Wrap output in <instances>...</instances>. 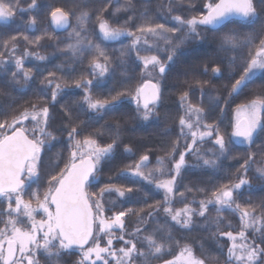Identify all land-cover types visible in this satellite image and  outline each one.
<instances>
[{
    "label": "snow or ice",
    "instance_id": "obj_1",
    "mask_svg": "<svg viewBox=\"0 0 264 264\" xmlns=\"http://www.w3.org/2000/svg\"><path fill=\"white\" fill-rule=\"evenodd\" d=\"M182 3L183 0H180ZM264 4V0H259ZM86 5L87 0H84ZM174 0H168L169 14L173 11ZM191 7V5H189ZM36 0H32L28 9L20 7V0H0V21L10 23L16 12H25L37 8ZM132 7L131 0H125L122 7H117L114 12L119 13ZM206 12L199 16L184 18L181 15L161 17L164 22H157L147 12L141 14V23L136 25V31H128L124 28L112 27L107 19L103 18L102 8L96 16L98 22L97 36L102 41L116 40L121 35L133 36L130 51H135L137 59L143 64L142 74L151 76L154 72L163 77L168 62L173 61L178 50L193 39L201 38V27L208 31H222L229 23L234 22V17L243 18L254 22L257 18V6L254 0H208L204 5ZM74 16L76 27L69 34V43L66 49L73 60L82 61L85 53L91 54L90 67L93 76L104 77L112 66V58L100 44L95 43L89 35L87 24L91 16L87 10L81 9L79 14L55 8L51 11L53 25L58 28L69 26V18ZM132 20L129 17L126 24ZM30 24L35 25L36 19L32 18ZM171 24L172 26H168ZM31 44L39 45L43 36H37L29 40ZM17 36H11L3 41V48L9 55H14L17 49ZM258 41V43H257ZM244 48L248 49L247 60L243 73L231 86V94H239L242 88L252 80L258 72H264V35L249 33L241 35L235 29H229L221 38L220 50L225 53H236ZM141 52L148 53L140 55ZM162 54L166 59L162 58ZM25 56L31 55L25 51ZM125 52L121 50L119 64L125 62L122 57ZM4 52H0V58ZM39 60L45 57L39 56ZM237 56L226 57L227 66L232 69L236 64ZM5 62L6 61H2ZM222 61L221 63H223ZM17 71L12 73L13 79L22 76L24 82L32 77V68L24 67V57L15 58ZM56 70L63 72L62 65H57ZM207 71V69H205ZM214 74H221V66L212 69ZM19 82V81H17ZM51 90V101H56L57 95L67 87L62 77L58 78L56 72H48L42 81ZM77 88H84L83 104L93 113L103 115L114 107L117 101L126 92H117L109 99L94 98L91 94L93 80L81 76L73 81ZM200 86L201 96L204 95L203 85L207 82L196 80ZM137 104V111L144 121L153 115L154 108L160 100L159 83L147 80L135 89L133 96ZM181 105L184 107V115L179 119V137L184 140V150L177 156L180 147L179 138L172 142L170 150L165 157H158L156 165L149 168V156L141 155L139 161L129 166L131 176L154 185L157 190H163V204L156 201L154 205H147L151 211L146 216L140 213L143 209L135 211L132 208L113 212L111 216H105L104 197L114 193L117 198H124L126 194L133 193V189L123 188L114 184L105 185L99 193H90L88 186L96 178V173L102 161L111 158L117 147L119 128L114 130L111 143L101 145L93 134L85 136L82 140L76 137L80 134L77 126L71 124L72 115L65 110L69 121V156L63 168L59 167L61 153L55 154L53 164L55 174H51L47 181L48 187L41 194L39 189L31 192V199L24 200L23 195L31 183H39L41 178L40 166L42 165L41 152L48 145V141L54 140L50 132L51 114L48 106H40L33 103L30 108H25L11 119L0 120V203H6V207L0 209V264H39L36 253L42 252L49 264H60L61 258L71 254L74 248H78L80 259L77 264H151V261L161 259L172 252L173 246L179 248V253L173 255V259L165 260L164 264H206L207 260L214 257H197L190 244L181 246L180 241L172 234V227L191 231L194 226V216L206 217L209 206L216 212L213 220L215 232L212 236L216 239L226 237L230 241L227 249L226 264H264V206H257L250 201L241 204L238 201L240 190L249 181L239 178L238 182L220 184L210 194L206 189L197 188L196 191L206 193L205 199L199 201V208L194 209L185 204L182 209H174L172 201L175 196L177 177L182 169L187 166L186 155L191 154L203 166L216 169L221 157L227 156L228 147L218 126L204 121L205 110L200 104H193L189 99V93L181 94ZM151 105V106H150ZM142 109V111H141ZM264 96L256 95L246 103L239 104L235 110V122L233 124V137L243 138L249 144L254 142V136L264 131ZM25 122H30L29 128ZM97 130L95 135H100ZM206 140H212L215 151L211 156L201 152V146ZM124 151L131 153L128 145ZM254 154H249L241 168L246 176ZM169 164L171 167H169ZM256 171L260 179H264V162ZM126 173H121L125 175ZM167 177V178H164ZM186 191H193L187 188ZM181 197L184 193H179ZM33 200L35 206H33ZM195 202V201H193ZM260 207V212L257 208ZM162 211L165 217L170 218L174 225L166 220L151 232H147L146 225L153 219L154 214ZM111 211V209H108ZM229 212L239 216V230L223 231V213ZM40 215V219H37ZM130 215L137 216V226L127 231L126 218ZM145 225V227H141ZM232 228L231 223L227 225ZM119 233V234H117ZM249 233H259L260 242L255 238L250 239ZM127 237V238H126ZM102 241L103 246H102ZM114 242H119L120 247H114ZM138 245H140L138 247ZM87 246V247H86ZM203 247V245H201Z\"/></svg>",
    "mask_w": 264,
    "mask_h": 264
},
{
    "label": "trees",
    "instance_id": "obj_2",
    "mask_svg": "<svg viewBox=\"0 0 264 264\" xmlns=\"http://www.w3.org/2000/svg\"><path fill=\"white\" fill-rule=\"evenodd\" d=\"M254 3L257 6L258 13V16L257 18H255L254 22H249L245 19H233L234 22L229 23L227 27L223 29L222 36L229 29H235L242 36L249 33H259L261 35H264V4H261L259 0H254ZM203 9L205 13L206 8L204 7ZM198 30L200 32H205L204 35L207 36L209 42L204 40L205 37L203 34H201V38L193 39L185 45H182L173 61L168 62V66L163 77H161L158 72H154L151 76L142 74L143 64L139 59H137L136 52L131 51L132 61L130 63L132 65L134 74H137L138 76L136 80H142L143 82L151 80L154 83H159L160 100L157 102L154 108L153 115L149 118V120H142L140 118V113L137 111V104L133 99L137 86L134 88V91L131 94L127 95L126 97H121L117 101H114V107L112 108V110L107 111L103 115H99L89 111L86 104L70 108L66 106L65 108H63L64 110L62 109L63 111L60 110V112L62 111L65 113V110H68L74 120L71 122L73 125L77 126L80 135H82V138L89 134H93L94 138H96L98 143L101 145L112 142L114 130L118 127L119 137L117 140V147L114 149L111 158H109L115 159L117 158L118 153L120 154L124 151L125 145L133 148V145L137 141L143 140L142 138H144V136H154L157 141H164L165 137H167L170 133H172L173 136H179V119L184 115L185 111L184 107H182L181 105L180 97L183 92H188L190 101L193 104H200L204 108V121L206 123L210 122V124L218 125L219 122L224 119V117H226L227 115L230 116V137H232V145L242 151V157L238 165L224 161L223 159H221L223 157L219 159L218 166L214 172L215 174L213 175V177H218V179H220V182L216 187H218L220 184L238 182L239 178H245L249 181V183L247 185H244L240 190L238 201L241 204H245L246 202L250 201L254 205L264 206V179H260L259 174L256 171L257 167L261 166V163L264 162V131L258 132V134L254 136V142L251 144H249L247 141L232 136L236 107L239 104L246 103L256 95H261L258 91L259 89H264V72H258L256 76L242 88L239 94L233 93L230 95L232 84L236 79H239V76L243 73L245 61L248 58V49L244 48L242 50H239L243 51L244 54L240 56L239 65H237V67H234L235 69L233 68L235 70L234 71L228 68L226 57L229 55L239 56V51L236 53H225L221 51L220 37L214 40L217 45L216 48L213 47L212 43L214 41L212 40L213 42L211 43L210 36L211 33H215L217 31H208L203 29L202 27ZM17 50L18 49H16L14 55H9L8 52H5L4 56L0 58V67L13 68V70L16 72L17 69L15 66V58L21 56L25 57L24 54L26 51L24 50V52L21 53ZM36 53H39V50H37ZM146 54L148 53H140V55ZM34 57L36 58L37 56L35 55ZM162 58L166 59V56L162 54ZM2 61H6V63ZM222 61L224 62L221 63ZM126 63L129 64L128 61H126ZM217 65L221 66V74H214L212 71V69ZM205 69H207V71H205ZM89 75L91 76L92 74ZM106 76L104 77L106 78ZM93 77L96 79H104V77L99 76ZM17 78H19V82L16 83L13 91L11 92V95H9V98L14 97L15 99L23 101V105L17 111L16 115L22 112L25 108H30L33 104L26 98L32 94V86L34 80L32 78L28 82H24L22 76H17ZM91 79L93 78L91 77ZM196 80L207 82L203 85V97L201 96L200 86L194 83ZM64 91L65 87L58 95H64ZM49 97V102L43 104L40 103V106L49 107V111L51 114L50 125L53 126L52 120H54L55 114H59V111L54 108L55 104L51 101V94ZM262 119H264V114H262ZM25 123L29 128L32 126L30 122ZM68 128L66 127V133L68 132ZM97 130H99L102 134L95 135ZM60 135L63 134L60 133ZM68 139V137H66L65 139L62 138L61 145L67 147L66 144L69 142ZM260 147H263V150H260ZM249 154H254V162L251 163V166L249 167L248 172L245 176L244 170L241 168V165H243L245 160L248 159ZM109 159L101 162L99 166L100 168L98 169L96 174L106 173L104 169L108 164ZM113 173L112 177H114V182L112 184L123 188L130 187L127 186L125 182L127 181V178L120 175V172L116 171ZM153 187L155 188L154 185ZM215 188H213L212 190H214ZM158 191L161 195L159 201L161 202V204H163V190ZM112 195L117 198L116 194L113 193ZM134 197L135 193L133 191L132 194H126L124 198L118 199L125 202V200H127L128 198ZM202 199H205V197H202L201 199H195L189 196L187 193H184L183 197L175 194L172 201V207L174 209H182L184 208L185 204H189L192 208L198 209L199 201ZM128 208H132L135 211L143 209L140 214L144 216H146V214L151 211L148 206H140L139 204L135 203H127L121 205L120 207L117 206L116 208H112V212L127 210ZM257 209L260 211V207H258ZM215 217V210L212 208V206H209V212L206 214V217H193L194 226L191 231L181 229L179 226H173L172 234L175 239L180 241L181 246H183L184 244L192 245L194 253L197 257L206 258L208 256L212 257L214 255L215 259L211 261L206 259V264H226L227 249L230 246L231 242L228 241L226 237H220L219 239H216L212 236V233L215 232V226L213 224V220ZM137 219L138 218L136 215H130L126 218L125 226L127 231L131 232L137 226ZM166 220L170 225H174V222L170 221V218L165 217L161 208L159 212L154 214L153 219H151L147 223L146 227L156 225L158 223L163 225ZM229 223H231L232 225L231 229L227 227ZM141 227L143 228L145 227V225H141ZM221 229L223 231H238L239 216L237 214H232L229 212L223 213V223L221 224ZM249 238H255L257 243L260 242L259 233H249ZM201 245H203V247H201ZM120 246L121 245L119 242H114V247L118 248ZM139 246L140 245H138V247ZM261 246L264 247V245ZM78 253V251H72L71 254L64 255L61 258V261L63 262V264H77V261H79L80 259V254ZM178 253L179 252H177V254ZM36 255L37 257L39 255V264H42L41 261H44V259L41 258L42 252H37ZM165 260L168 259L163 258L153 260L151 261V264H164Z\"/></svg>",
    "mask_w": 264,
    "mask_h": 264
},
{
    "label": "rangeland",
    "instance_id": "obj_3",
    "mask_svg": "<svg viewBox=\"0 0 264 264\" xmlns=\"http://www.w3.org/2000/svg\"><path fill=\"white\" fill-rule=\"evenodd\" d=\"M31 2L32 0H20V7L28 9V6ZM131 2V8L121 10L119 13H115L114 10L117 7H122L125 3V0H87L86 5L84 0H36L38 5L37 8L30 11H25L23 13L16 12L10 23H5L3 21L0 22V52H4V54L6 52L3 48L4 40H8L11 36H17V41L15 42L18 49L17 51L23 53L24 50H26L27 52L31 53L30 56L28 55L24 57V67L26 69H33L32 76L34 79L32 94L26 99L32 103H37L38 105H40V103L43 104L49 102L51 90L48 89L46 85L42 83V81L50 71L56 72V76L58 78L62 77L67 83L64 95H58L56 101L54 102V108L59 111V114H55L54 120H52L53 126L50 125L48 130L52 132L55 139L48 141V144L51 145L50 149L48 145H46L41 152L42 165L39 168L41 173L40 181L38 184L31 183L30 187H28V183L26 182V189L23 195L24 200L27 201L31 199V192L39 189L40 193L42 194L43 191L48 187L47 181L50 178V175L55 174V171L59 170L52 167L55 163L54 157L56 153H61L62 156L59 163L60 168H63L64 163L68 159L69 142L66 144L67 147H64V145H61V139L68 137V132L66 133L65 130H67L66 127H69V121L66 118L65 113L62 111L66 106L70 108L83 105L82 98L84 95V88H77L73 83L75 79H79L81 76H83L86 79L93 80V86L91 87L92 96L94 98L109 100H111V96L116 95L117 92H126L127 94L122 95L119 98L124 96L126 97L134 91L136 86L138 87L144 83L142 80H136L138 76L137 74H134L132 65L130 63L132 61L130 46L132 45L134 37L125 34L121 35L116 40L102 41L97 36L98 22L96 20V16L100 10L107 6V10L103 12V18L107 19L112 27L124 28L128 31L135 32L136 25L141 23V14L145 11L157 22H164L161 17H168L170 19L171 15H181L188 19L192 16H199L200 14L204 13L203 8L208 0H183L182 3L180 0H174L172 5L173 11L171 14L167 12L166 7L162 8V5H167L168 0H131ZM189 5H191V7ZM57 7L62 8L65 11L75 12L77 14H79L82 8L89 12L91 21L87 24V27L89 29L90 38L95 43L100 44L101 47L107 51L109 57L112 58V66L109 72L106 74L107 76L105 75L106 78L104 77V79H96L92 75H89L92 74L90 67V53H85L82 61L73 60L71 58L70 53H68L66 49V44L69 43V34L72 32L73 28L76 27V19L74 16H70V25L65 31H53L49 25V15L51 11ZM129 17H132V20L126 24L125 22ZM32 18L36 19L35 25L30 24V20ZM168 26L172 25L168 24ZM204 33L205 32L203 31L201 32L203 35ZM222 33L223 30L211 33V43L216 38H222ZM24 36H27L29 40H34L37 36H43V39H41L39 45L37 46L25 41L23 39ZM204 37V40L209 42L207 36L204 35ZM216 45L217 44L214 41L212 46L216 48ZM37 50H39V53H36ZM121 50L125 52V55L122 57L125 62L123 65L119 64L118 61ZM37 54L39 56L45 57V59L39 60L37 57L35 58L34 56H37ZM243 54V51L238 52L239 56H237L234 67L239 65L240 56ZM126 61H128L129 64L126 63ZM57 65H62L65 70L63 72L57 71ZM233 68L232 70L235 69ZM13 72H15L13 68L0 67V120H4L6 118L10 119L13 115H16L17 111L23 105V101L15 99L14 97L9 98V95H11V92L13 91L17 81H19V78L17 77L13 79ZM91 77L93 79H91ZM258 92L264 96V89H259ZM60 110L62 111L60 112ZM72 121H74L73 118ZM208 124H210V122ZM216 126H218L221 135L224 136L229 150L226 158L223 157L221 159L226 162H231L235 165H238L242 157V151L232 145V137H230V116L227 115L224 117V119ZM59 132L63 135H60ZM76 138L80 140L83 139L82 135L80 134ZM178 138L180 142V147L177 150L176 156L178 159V154L184 149L185 142L183 138L175 135L173 136L172 133L165 137L164 141H157L154 136H144V138H142L143 140L137 141L133 145V148H131V153L123 151L120 154L118 153L117 158L109 159V162L104 169L106 173L96 174L95 180L90 183L87 191L90 193H99L100 189L105 187V185L112 184L114 182V177H112L114 174L113 172L118 171L120 172V175L122 172L126 173L122 176L127 178V181L125 182L127 186H130L133 189L135 197L128 198V201L125 200L124 202L120 201L118 198H115L114 195L109 197L106 194L103 201L104 207L106 209L105 216H111L113 213L112 208H116L117 206L120 207L123 204L135 203L139 204L140 206H147L155 204L156 201L160 200V192L155 189L153 185H149L144 181H139L138 178L131 176L129 166L139 161L141 155L147 154L150 158L149 168L154 167L156 165L157 158L165 157L166 153L171 148L172 142ZM262 148L263 147H260V150H263ZM210 149L215 151L214 144L212 140H206L201 146V152L207 156H211L212 152L209 151ZM185 159L187 166L182 169L181 175L177 177L175 194L179 195V193H187L189 196L195 199H201L202 197L204 198L206 193L209 194L210 191H212V189L215 188L220 182L218 177H213L216 169L203 166L202 161H198L196 157L191 154L186 155ZM169 167H171L170 164ZM187 188H192L193 191H186ZM197 188L206 189V193L196 191L195 189ZM33 206H35L34 200ZM5 207L6 203H0V209ZM108 209H111V211H108ZM257 212L259 213L260 211L257 209ZM40 218V215H37V219ZM157 226L158 224L148 226L146 227V230L147 232H151ZM0 227H3L2 223H0ZM103 243L104 242L102 241V246ZM177 250L178 248L173 246L172 252L164 255L161 259L167 258L168 260H171L173 255L179 252V250ZM74 251L79 252V249L74 248L73 252ZM78 254H80V252ZM212 257H214V255ZM37 258H39V255ZM41 258L44 259V261H41L42 264H49V261L46 260L43 254L41 255ZM60 264H63L61 260Z\"/></svg>",
    "mask_w": 264,
    "mask_h": 264
},
{
    "label": "water",
    "instance_id": "obj_4",
    "mask_svg": "<svg viewBox=\"0 0 264 264\" xmlns=\"http://www.w3.org/2000/svg\"><path fill=\"white\" fill-rule=\"evenodd\" d=\"M233 19H243V18H240V17H234ZM49 25H50V27H51V29L53 30V31H55V32H63V31H65L68 27H65V28H58V27H56L55 25H53V23H52V20H51V13H50V15H49ZM69 25H70V19H69ZM237 138H239V137H237ZM239 139H241V140H243V138H239Z\"/></svg>",
    "mask_w": 264,
    "mask_h": 264
}]
</instances>
